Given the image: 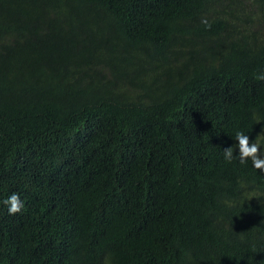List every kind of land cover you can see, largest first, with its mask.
<instances>
[{
    "label": "trees",
    "instance_id": "1",
    "mask_svg": "<svg viewBox=\"0 0 264 264\" xmlns=\"http://www.w3.org/2000/svg\"><path fill=\"white\" fill-rule=\"evenodd\" d=\"M260 73L264 0H0V264H264Z\"/></svg>",
    "mask_w": 264,
    "mask_h": 264
},
{
    "label": "clouds",
    "instance_id": "2",
    "mask_svg": "<svg viewBox=\"0 0 264 264\" xmlns=\"http://www.w3.org/2000/svg\"><path fill=\"white\" fill-rule=\"evenodd\" d=\"M203 23L207 24L208 22L207 20H204ZM256 79L264 80V73L258 74ZM235 139L238 141V157L240 162L246 163L248 159H251L253 167L264 172V158H261V144L257 142V140L250 144L249 137L243 132H237ZM224 155L225 159L228 162H231L233 159L232 147L224 149ZM4 204L8 206V212L10 215H15L24 207L20 197L15 193L5 199Z\"/></svg>",
    "mask_w": 264,
    "mask_h": 264
}]
</instances>
